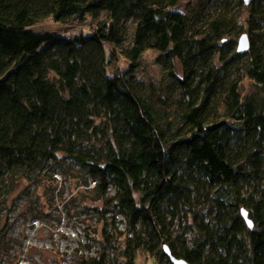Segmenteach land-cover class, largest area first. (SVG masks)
I'll use <instances>...</instances> for the list:
<instances>
[{
	"label": "trees",
	"instance_id": "1",
	"mask_svg": "<svg viewBox=\"0 0 264 264\" xmlns=\"http://www.w3.org/2000/svg\"><path fill=\"white\" fill-rule=\"evenodd\" d=\"M178 1L0 0V191L18 174L35 188L34 218L51 217L47 198L61 194L53 169L77 182L73 164L91 176L84 192L96 194L102 217L110 214L104 226L126 218L123 232L103 229V244L131 232L122 251L145 250L156 264H172L164 246L189 264H264V0L245 4L240 25L223 12L194 29L191 16L172 9ZM47 19L81 28L33 29ZM240 32L249 41L242 54ZM148 49L158 52L161 82L137 75ZM241 77L254 91L242 93ZM173 87L181 103L169 112ZM219 87L223 111L210 115ZM200 198L207 220L191 210ZM178 215L185 225L171 237ZM82 263L108 261L100 253Z\"/></svg>",
	"mask_w": 264,
	"mask_h": 264
},
{
	"label": "rangeland",
	"instance_id": "2",
	"mask_svg": "<svg viewBox=\"0 0 264 264\" xmlns=\"http://www.w3.org/2000/svg\"><path fill=\"white\" fill-rule=\"evenodd\" d=\"M198 1L179 0L172 7V9L192 17L190 18V24L193 29L199 28L204 23L202 16L214 17L224 12L227 17L233 18L237 25H240L241 22L243 23L248 18L250 6L243 4L240 7V5L236 4V0H231L229 5L226 4L229 0ZM261 25H264V21L261 22ZM129 26L133 27L132 24ZM80 28L81 26L74 23H58L50 19L33 26V29L40 31L63 29L70 32L78 31ZM241 34L240 32L238 37ZM230 36V34H223V38ZM226 49L227 46L224 47V51ZM157 56V51L146 50L141 57L140 68L138 67L140 72L137 75L161 82L163 71L155 63ZM211 57L214 58L213 64L217 66L220 60L218 58V50L212 53ZM119 64L121 67H125L124 60H121ZM205 70V64L198 66L199 74ZM176 72L179 76L183 75L182 63H176ZM238 76L239 73L231 71L226 80L234 81ZM191 79V85H197L198 74L192 75ZM240 89L243 94H249L254 91L252 84L243 77H241ZM222 92V88L219 87L216 94L217 98L212 99V103L208 106L207 111L210 112V115L217 109L223 111L218 103L223 101L225 97ZM200 94L198 93L197 96ZM167 96L166 109L172 112L176 107V103H181L178 102L181 98V92L178 87H173L168 91ZM213 107L216 110H213ZM181 109L182 107L179 113H183V109ZM70 166L79 175L77 182H72L61 167H55L53 169L54 172L51 171L52 176L58 181L61 192L60 195L47 198L52 214L51 217L41 215L38 218H34L35 211L32 207H34L35 201V188L33 185L28 189L26 184L18 177V174L11 178H5L7 186L0 191V198L6 199V203L0 206V264H81L82 260L85 261L100 253L106 255L107 264H125L128 260L133 261L134 264H144V262L146 264H156L152 257L146 254L145 250H131L128 253L122 251L126 241L132 237L131 232H128L118 243L115 241H111L108 244L102 243L101 234L103 229L106 228V232L109 235L114 229L112 226L115 227L116 231L123 232L126 229V218L122 214H117L113 225L108 223L107 226H104V222L110 214L102 217L100 212L92 208L99 204L95 200L96 194L91 190L84 192L87 184L89 185L87 188H90L93 184L91 176L78 166L73 164H70ZM112 188L110 187V195L114 192ZM29 201H31V206H29ZM84 201L89 205L87 210L83 209L82 204L85 203ZM44 203H47V201ZM192 204L191 210L200 209L201 214L207 220V211L202 198L197 201L193 200ZM167 219L169 220V218ZM183 220L179 215L173 220V223L169 226L171 237L179 234L181 227L185 225ZM87 227L92 228L96 239L87 235ZM185 231L184 236L189 238V229ZM100 239L102 240L100 241Z\"/></svg>",
	"mask_w": 264,
	"mask_h": 264
},
{
	"label": "water",
	"instance_id": "3",
	"mask_svg": "<svg viewBox=\"0 0 264 264\" xmlns=\"http://www.w3.org/2000/svg\"><path fill=\"white\" fill-rule=\"evenodd\" d=\"M251 0H243L244 4H249ZM249 48V41L248 37L245 33H242L238 39H237V44H236V52L238 54L245 53ZM241 215L243 216L245 222L249 227H252V222L247 218V213L244 209L241 210ZM164 251L165 253L169 256V259L172 264H189L187 261H185L182 258H177L173 255L170 254L168 248L164 246Z\"/></svg>",
	"mask_w": 264,
	"mask_h": 264
}]
</instances>
